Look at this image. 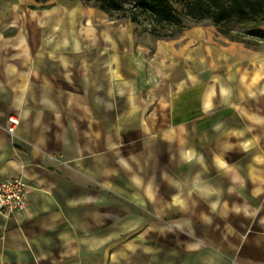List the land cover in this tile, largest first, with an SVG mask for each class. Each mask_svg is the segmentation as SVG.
Listing matches in <instances>:
<instances>
[{"label": "crops", "instance_id": "crops-1", "mask_svg": "<svg viewBox=\"0 0 264 264\" xmlns=\"http://www.w3.org/2000/svg\"><path fill=\"white\" fill-rule=\"evenodd\" d=\"M33 4L0 0V179L27 185L0 264H108L150 219L164 244L212 237L180 264H264V43L138 40L81 0Z\"/></svg>", "mask_w": 264, "mask_h": 264}, {"label": "rangeland", "instance_id": "rangeland-1", "mask_svg": "<svg viewBox=\"0 0 264 264\" xmlns=\"http://www.w3.org/2000/svg\"><path fill=\"white\" fill-rule=\"evenodd\" d=\"M35 6L49 5L60 0H31ZM86 4L94 5L96 0H81ZM180 20L177 23H158L151 13L141 7H134L131 3H126L124 8L119 11H112L109 15L111 20L119 24H125L134 17V24L137 28V39L140 40L148 33L152 38L158 37H175L181 34L186 28L194 26H202L210 30L215 40L221 41V38L230 40L231 37L242 40L245 44H261L264 43V36L258 37L251 35L254 29H264V15L258 19L238 22L232 21L229 24H221L217 26L211 18L197 20L187 14L186 2H174ZM220 27H224L228 31L225 35L219 31ZM168 221L146 220L145 225L139 230L124 235L123 249L117 247L109 248L108 264H180V256L184 253L186 244L189 240L197 239L212 247V237L207 240L202 238L203 227L199 224L195 232H176L172 234V240L164 244L161 234L168 227ZM148 225V226H147ZM137 237L134 243H128L131 238ZM209 242V243H208ZM216 245L215 242L212 243ZM120 246V245H119ZM215 248V247H212ZM212 253L205 256L204 260H212ZM210 264V263H205Z\"/></svg>", "mask_w": 264, "mask_h": 264}, {"label": "trees", "instance_id": "trees-1", "mask_svg": "<svg viewBox=\"0 0 264 264\" xmlns=\"http://www.w3.org/2000/svg\"><path fill=\"white\" fill-rule=\"evenodd\" d=\"M179 1L186 2L187 14L191 17L197 20L211 18L217 26L232 21L254 20L264 15V0H96L94 6L110 14L123 9L126 3H131L134 7L148 10L158 23H177L180 16L174 2ZM131 20L136 21L134 17ZM219 31L229 36L224 27H220ZM251 35L262 37L264 29H254ZM230 39L242 41L234 37Z\"/></svg>", "mask_w": 264, "mask_h": 264}, {"label": "built area", "instance_id": "built-area-1", "mask_svg": "<svg viewBox=\"0 0 264 264\" xmlns=\"http://www.w3.org/2000/svg\"><path fill=\"white\" fill-rule=\"evenodd\" d=\"M19 123V117L11 114L8 117L7 130L14 135ZM27 185L21 177L0 179V212L11 215L26 207Z\"/></svg>", "mask_w": 264, "mask_h": 264}]
</instances>
